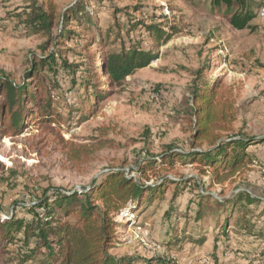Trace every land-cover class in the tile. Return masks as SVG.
I'll return each mask as SVG.
<instances>
[{"label": "rangeland", "instance_id": "1", "mask_svg": "<svg viewBox=\"0 0 264 264\" xmlns=\"http://www.w3.org/2000/svg\"><path fill=\"white\" fill-rule=\"evenodd\" d=\"M37 1L45 12L48 3L53 7L48 32L15 16L28 0H0V68L17 84L32 89L34 65L51 55L56 65H79L76 78L93 70L96 82L106 80L103 59L133 42L157 58L118 87L102 82L99 89L108 92L101 99L69 90L59 69L60 89L51 91L56 123L41 128L29 118L17 134L5 136L0 122V222L29 219L27 208L55 190L98 189L110 172L121 170L145 185L169 179L153 199L148 194L133 211L126 207L113 216L109 253L125 264H264V141L247 146L246 164L223 183H214L210 169L196 161L161 166L170 148L190 149L193 90L207 84L217 82L218 95L235 103L227 135L264 138V0ZM78 4L94 22L93 32L70 16ZM131 19L144 26L128 33ZM147 25L170 32V40L158 47ZM149 161L155 168L140 174L138 168ZM200 193L213 199L255 197L243 210L251 227L232 226L239 213L228 227L212 213L196 221L191 206ZM34 211L44 214L41 207ZM2 235L0 229V264H18L17 247Z\"/></svg>", "mask_w": 264, "mask_h": 264}, {"label": "trees", "instance_id": "2", "mask_svg": "<svg viewBox=\"0 0 264 264\" xmlns=\"http://www.w3.org/2000/svg\"><path fill=\"white\" fill-rule=\"evenodd\" d=\"M43 8V4L37 0H28L23 11L15 16L34 30L39 28L48 32L54 10L51 3H48V12ZM82 11L83 8L78 4L70 16L85 21L86 29L93 32L96 29L94 22L88 15H82ZM141 25L143 21L131 19L127 23V32ZM169 28L174 29L172 26ZM145 29L152 32L158 47L169 41L172 36L170 32L156 25H147ZM156 58V52L133 42L129 47L112 52L103 59L100 70L106 80L96 82L93 78L96 73L93 70L76 78L79 65H69L66 61L56 65V58L51 55L34 65L30 75L34 80V83H31L34 84L32 89L28 83H15L4 69L0 68L1 130L5 136L15 135L29 118L41 128L56 123L51 109V91L60 89L56 79L59 69L69 79V90H75L78 94L82 89L86 94L93 93L96 99H101L105 95L103 93L108 92L99 89L102 82L109 89L118 87L134 70L147 66ZM45 70V75L38 77V73ZM46 82L51 83L50 88L46 87ZM218 87L216 82L193 90L190 149L179 151L170 148L161 166H172L177 160L181 163L196 161L210 169L214 183H223L240 172L246 164L247 146L264 141V138L227 135L234 120L235 103L218 95ZM32 105L36 106L35 111L31 109ZM72 150V156L78 157V151ZM153 168L155 162L149 161L142 164L138 170L144 175L146 170ZM168 181L169 179L163 178L160 183L145 185L127 176L123 171L116 170L106 176L98 189L89 188L85 192L55 190L27 208L31 215L29 219L12 217L1 221L2 240L15 244L18 264H125L126 259H119L109 253L113 245V228L116 225L113 216L126 207L133 211L134 206H140L148 194L149 198L153 199L157 194L155 191L161 190ZM210 200L215 202L214 207H211ZM255 201L257 199L248 193H236L220 199L200 193L193 202L191 211L196 221L201 220L205 214H215V220L218 219L217 222H221L224 227L230 225L235 213H239L240 216L233 220L232 226L246 230L251 225L250 221L244 218V206ZM36 207L43 208L44 214L35 212ZM19 232H22V236L18 235ZM226 233L227 231H224V234ZM173 238L178 240L176 235ZM171 239H168L167 245L172 242ZM162 262L159 260L160 264H164Z\"/></svg>", "mask_w": 264, "mask_h": 264}]
</instances>
